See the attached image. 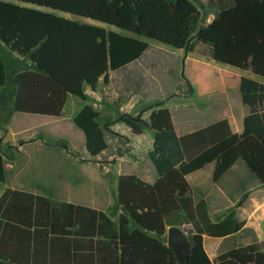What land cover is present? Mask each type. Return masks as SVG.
Masks as SVG:
<instances>
[{
	"label": "trees",
	"instance_id": "16d2710c",
	"mask_svg": "<svg viewBox=\"0 0 264 264\" xmlns=\"http://www.w3.org/2000/svg\"><path fill=\"white\" fill-rule=\"evenodd\" d=\"M208 5L216 16L196 39L211 45L218 63L264 78V0H208ZM199 15L192 0H0V41L36 65L13 76L14 110L61 116L69 95L87 100V85L96 90L101 81L109 83V71L141 57L150 41L185 49ZM7 81L0 56V87ZM241 94L251 107L242 133L232 132L225 119L179 136L170 109L161 104L147 108L153 109L149 121L120 114L134 133L155 132L148 155L159 177L150 184L120 176L124 213L118 225L104 211L7 188L0 195V264H264V240L209 257L204 235L224 237L244 222L234 211L213 221L208 202L195 201L187 180L215 162L218 181L242 160L264 184V83L242 77ZM100 115L85 105L74 118L92 157L108 148ZM6 181L0 146V186ZM132 223L136 229L130 232ZM183 225L190 226L191 245L184 263L163 242L169 227Z\"/></svg>",
	"mask_w": 264,
	"mask_h": 264
},
{
	"label": "crops",
	"instance_id": "0c3cea01",
	"mask_svg": "<svg viewBox=\"0 0 264 264\" xmlns=\"http://www.w3.org/2000/svg\"><path fill=\"white\" fill-rule=\"evenodd\" d=\"M214 10L212 20L217 13V10ZM199 43L209 51L205 53L201 50L203 47L198 48V44H193V49L187 54L185 49H177L178 56L175 59L177 74L174 75L175 83L170 90L151 94L146 90L150 85L151 75L156 74L154 64L144 66L148 48L135 61L119 69L110 70L109 83L104 84L101 81L96 90L87 85L85 87L87 100L69 95L61 116L14 110L12 124L17 120L33 119L40 122L42 126L39 128L48 130L47 136H53L56 142L39 138L15 146L17 153L11 156L10 164L6 163L7 181L2 185L0 195L7 188L45 195L57 202H70L104 211L118 225L120 216L124 213L118 203L120 176L135 175L150 184H154L159 177L148 155L154 146L155 132L146 129L141 134L134 133L131 127L119 121L121 113L137 116L146 110L141 118L149 121L153 109L147 108L161 104L162 107L170 109L179 136L225 119L229 122L232 132L242 133L244 118L250 114L251 107L242 99L241 78L247 77L261 83H264V78L255 75L251 70L218 63L213 58L211 45ZM182 63L185 64L186 77L179 76ZM134 65H139V68L134 70ZM29 66L27 69H35L33 64ZM132 66L133 68H129ZM114 72H122L124 78L130 77L131 73L139 77V81L144 84L142 90L140 87L133 88L125 79L120 83ZM15 91L14 84L13 104ZM85 105H91L100 112V121L108 143V148L95 157L88 153L86 136L74 122L75 116ZM30 115L37 117L33 118L34 116ZM66 121L74 125L80 138L85 141L86 150L84 149L82 153L66 135L53 134L47 128L52 124L61 126ZM24 127L26 128V125ZM24 127L18 130L24 131ZM60 140H64L68 147H64V144L59 147ZM11 147L14 145L11 144ZM37 151L40 156L53 157L58 163L67 166L66 172L55 173L54 168L50 173V177L57 179L51 183L53 187L49 185L47 189L40 188L26 178V173L45 171L49 167V165L39 167V155L35 157L34 154ZM214 168L215 162H210L187 175L195 201L205 199L208 202L213 221L218 222L230 211H234L237 219L244 222V226L238 232L224 237L204 235V247L212 260L228 250L264 240V184L242 160L237 161L218 181H214L213 178ZM11 175L13 180H10ZM183 226L190 228L187 225ZM130 228L131 232L136 229V225L132 223ZM168 229L163 237V242L167 246ZM148 235L156 236L151 232Z\"/></svg>",
	"mask_w": 264,
	"mask_h": 264
},
{
	"label": "rangeland",
	"instance_id": "374dc122",
	"mask_svg": "<svg viewBox=\"0 0 264 264\" xmlns=\"http://www.w3.org/2000/svg\"><path fill=\"white\" fill-rule=\"evenodd\" d=\"M197 5L199 9V25L197 26V30L194 34L193 44H198V48H202V43H199V41L196 39V36L200 29L206 25H208L215 13V10L211 8L208 5V1L205 0H192ZM74 18H77L81 20L82 22L86 23H97L98 21L92 20L86 17H80V16H74ZM111 28V27H108ZM150 47L148 50V54L144 58L145 67H147L150 64H154L156 74L151 75V80L149 87L146 89L150 94L153 92L158 91H164V90H170V88L174 85L175 79L174 75L177 74L176 70V62L175 59L178 56V50L168 46L164 45L162 43L156 42V41H150ZM205 53H207L209 50L207 47H203L201 49ZM0 56L3 58L4 63L6 65L7 69V77L8 81L7 84L0 88V146L1 149L6 156V163L10 164V159L13 154L17 153L16 147L20 145L21 142L29 141L31 139H39L43 138L47 141L56 142L54 140L53 136H47L46 130H41L39 127L42 125L40 122H37L33 119H26V120H17L15 124H12V116L14 114V107H13V95H14V82H13V75L22 69H27L29 64H33V67L35 68L36 65L32 63V61L29 59L28 56L21 57L17 53L13 52L11 49H9L3 42L0 41ZM135 69L139 68V65H134ZM129 68H133L129 67ZM129 70V69H128ZM187 72L185 69V64L182 63L181 70L179 72V76L186 77ZM114 76L116 78H119L118 81L120 83L123 79H125L126 83L129 82V85L134 87H140L142 90L143 82L140 80L139 77L133 75L131 73L130 77H123L122 72H114ZM176 76V75H175ZM146 91V92H147ZM26 116V115H21ZM34 116L33 118L37 117L36 115H30ZM27 118V117H25ZM52 123L53 120H50ZM26 125V128L24 127ZM24 127L23 130H18V128ZM73 126V127H72ZM49 129V132H52L53 134L57 135H66L69 139H71L75 143V147L78 149L80 153L83 152L85 148V141L80 138L78 135L76 129H74V125L72 123H69V121H66L64 124H52L50 126H47ZM46 128V129H47ZM77 128V127H76ZM83 134V133H82ZM64 140L58 141L59 147H61L64 144ZM11 144L14 145V147H11ZM16 146V147H15ZM66 143L64 144V147ZM35 157L38 156V165L39 167L42 166H48L49 167L44 171H31L30 173H26L27 180L30 182H33L36 186H39L40 188L47 189L49 185L53 187L51 183L54 182L56 177H50V173L54 171L55 173L65 171L67 170V166L62 165L61 163H58V160H56L53 157L45 158L43 156H40L41 154L37 151L34 153ZM35 167V164H34ZM12 176V175H11ZM50 177V178H49ZM10 180H13V176ZM57 180V179H56ZM11 182V181H10ZM3 186H0V189ZM184 231L187 232V234L190 233V228L186 226H181Z\"/></svg>",
	"mask_w": 264,
	"mask_h": 264
},
{
	"label": "water",
	"instance_id": "95a60500",
	"mask_svg": "<svg viewBox=\"0 0 264 264\" xmlns=\"http://www.w3.org/2000/svg\"><path fill=\"white\" fill-rule=\"evenodd\" d=\"M190 44H191V40L189 41V44L185 48L186 54L189 52ZM145 111L146 110H143L142 112H140L135 117V119L140 120ZM167 236H168V245L171 248H173L179 261L184 263L189 254L190 248H191L187 232L184 231L181 227L171 226L168 229Z\"/></svg>",
	"mask_w": 264,
	"mask_h": 264
}]
</instances>
